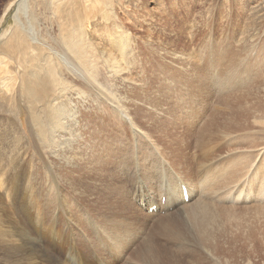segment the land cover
Segmentation results:
<instances>
[{
  "label": "bare ground",
  "instance_id": "obj_1",
  "mask_svg": "<svg viewBox=\"0 0 264 264\" xmlns=\"http://www.w3.org/2000/svg\"><path fill=\"white\" fill-rule=\"evenodd\" d=\"M100 1H37L49 6L59 25L55 46L41 42L43 38L35 37L37 31L33 32L31 26L22 21L27 16L28 0H12L5 8L7 13L17 5V21L12 33L7 31L0 39V99L5 100L14 116H23L22 105L10 108L14 99L20 96L32 115L30 121L34 128L29 121L31 133L36 134L41 142L66 145L74 153V163L71 160L60 162L57 174H38L31 166V160L27 165L29 154L26 153L22 171L13 164L14 172H5L0 178V264H72L70 259L73 264H192L198 260L196 257L211 264H240L242 255L246 259L257 257L261 251L256 237L258 231L255 228L250 230L252 226L248 224L251 227L247 228L242 221L234 225L239 219L226 210L231 208L227 203L238 200L244 188L247 202L258 198L264 202V143L257 139L262 143L257 150L252 145L237 146L234 154L229 153L235 142L245 139V136L234 137L253 135L257 128L264 133V95L221 96L220 105L195 131L190 126L189 129L181 126V120L184 111L188 115L189 106L197 103V97L178 103L183 96L208 89V84L202 83L204 76L195 69L194 82L181 84L184 85L183 93H178L176 101L165 102L156 95L153 97V89L135 87L122 103L97 81L92 71L90 53L98 46L106 55L109 68L120 74L127 70L123 59L131 51L128 36L119 28L102 39H108L109 46L105 47L99 41L86 43L84 21L90 15L87 10H94ZM263 9L261 6L258 12ZM81 10L85 13L82 14ZM100 34H96L98 39ZM54 55L59 64L52 58ZM169 58L176 61L180 55H170ZM188 61L189 56L183 57L182 62ZM180 65L186 72V65ZM66 75L71 79L65 78ZM75 79L90 86L87 92L91 103L98 99L108 103L107 111L102 112L107 116L97 113L98 107L105 104L99 100L98 106H92L94 103L83 107L70 106H73L70 103L72 98L87 93ZM222 82L217 81L219 90L228 86ZM143 93L148 95L146 101ZM204 96L211 98L210 94ZM140 102H144L147 108L136 104ZM161 115L164 118L161 119ZM154 120L157 124L149 125V121ZM169 121L172 126L167 124ZM109 123L112 126L105 129ZM74 132L85 136L88 144L77 142ZM127 133L137 151L129 155L131 162L128 165L123 159L116 161L119 166L112 165L116 170L109 168V163L115 160L111 151L123 150V144L128 140L119 134ZM159 133L167 137L171 135L173 141L161 139L158 142L154 137L158 138ZM69 134L67 141L70 140L69 145L74 144L75 148L60 140ZM187 135L193 140L187 141ZM120 141L121 147H117ZM146 146L154 149L155 159L146 161ZM169 146L172 150L168 149ZM140 153L143 160H139ZM257 158L263 162L258 164ZM105 174L116 176L118 182L120 174L126 175V179L120 185L113 182L107 192L101 186L100 191L93 188L94 175L106 178ZM60 177L65 182L59 180ZM131 178H134L137 190L133 185L129 187ZM67 185L76 186L70 190ZM96 190L107 196L102 199ZM140 217L146 221L157 220V223L152 226L140 223ZM184 237L192 241L190 246L186 247ZM92 238L97 241L94 253L99 256L92 261L87 257V261L80 249L92 246ZM173 243H178V246L175 244L177 248Z\"/></svg>",
  "mask_w": 264,
  "mask_h": 264
},
{
  "label": "rangeland",
  "instance_id": "obj_2",
  "mask_svg": "<svg viewBox=\"0 0 264 264\" xmlns=\"http://www.w3.org/2000/svg\"><path fill=\"white\" fill-rule=\"evenodd\" d=\"M11 1L12 0H0V21L2 22L0 26V39L4 37L5 32L9 31L12 33L11 29L16 25L17 20L15 15L17 5L12 6L7 13L5 11V8ZM37 1L40 2L41 0H28L29 9L27 10V16H24L22 21L31 26L33 32L37 31L34 33L36 38H43L45 40L41 39V42H45L47 46H49V44L50 46H55L57 44H55L57 41L56 38H58V32L60 30L58 28L59 25L55 22V18L49 6L45 3L40 4ZM100 3L94 6L95 8L93 7L94 10H87L90 15L89 18L84 21L85 28H87L86 43H90V41L91 43L99 41L101 45L105 47L109 46L108 43L110 41H108V39H102L109 32L115 30V28H119L122 30V33L125 32L126 36H128L131 42V51L129 54L127 53L128 55L125 54L123 59V62L127 65L126 74H120L115 73L109 68V64L105 60L106 55L102 54L98 46V49L95 48V52L93 50L90 53L92 54V71L97 81L100 84L103 83L102 86L112 92L122 103H125L126 98L129 97L127 95H129L135 87L151 88L155 91V93L152 94L153 97L156 95L157 98H162L165 102L176 101L179 98L178 93H183L182 87L184 85L182 86L181 84L194 82L196 78L194 75L195 69L204 76L202 83H207L208 89L206 92H202L201 90L199 93H196L198 96L196 94H188L189 96H183L178 101L179 103L197 97V103L189 106L188 115H186L183 110L184 116H182L183 119L181 120V126L183 125L185 128L190 126L189 128L192 127L195 131L201 128L204 121L210 116V113L214 111L213 109L220 105L218 101L221 100L222 97L245 93L257 97L264 95V9L258 12L261 6L264 7V0H105V3L101 0ZM80 12L82 14L85 13L82 10ZM254 22L255 24H253ZM250 31L252 33H250ZM97 33H101L100 39H98ZM176 54L180 55V58L176 59V61L169 58L170 55ZM181 55H183V57L189 56V61L182 62L183 57H181ZM56 57V55L52 57L55 63L58 62V58ZM180 63H184V65L187 66H185L187 69L186 72L180 68L183 67ZM67 77L69 80L71 79L68 75L65 76V78ZM75 80H77L79 87L84 89L85 92L90 89V86L83 80ZM218 80L223 81L222 83H227V88L219 90L220 88L217 87ZM234 82L236 83L234 84ZM204 93L210 94L211 98L208 99L204 96ZM70 94L71 93H69V95ZM88 94L89 92L85 94L81 93V96H79L80 98L75 96L74 99L72 98L73 101L70 102L73 106H70L75 107L78 105L83 107L85 105L90 106L93 103L92 106H98L100 103L97 102L98 100L104 102L98 99L91 103ZM143 95H145L144 98L146 101L148 95L146 93H143ZM21 100V97L18 96L17 99H14L10 108L17 104L22 105V109L24 110L23 116L20 114L14 116L5 100L0 99V178L5 172L11 174L14 172L15 168L13 170V164L18 165L19 171H22V166L25 164L23 157H25L26 153L29 154L27 165L31 160V166L38 174L46 173L48 175L59 173L60 170L57 169V166H59L60 162L65 160H71L73 162L72 154L74 153L71 152L66 145H57L58 142L53 143V145H50L49 142H41L36 134L31 133L29 121L32 115L29 114L26 104ZM144 102L136 104L147 108ZM103 105L104 106L98 107L97 109V113L101 116L106 115V113L102 112L107 111L108 103ZM206 113L207 115H205ZM254 115L255 114L252 113V116ZM160 118L162 119L164 116L161 115ZM111 122L113 123L112 120ZM30 123L33 126L31 121ZM169 123L170 121L167 124L169 125ZM153 124H157L155 120L149 121V125ZM108 126L110 128L112 126L111 123L107 124L105 129H108ZM169 126H172V124ZM195 127L197 129H195ZM158 132L167 134V132H162L160 130ZM160 133L158 134L159 139L153 135L158 142H161V139L165 140V142L173 141L171 135L169 136L171 138H169ZM73 135L77 138V142L84 143L85 145L88 144V139L85 136L78 135L77 132H74ZM119 135L128 140L123 144V150L111 151L115 160L109 163V168L112 167V165L119 166L120 164H116V161L123 159V163L128 165L131 162L128 160L129 157L134 153L133 151H137L128 133L127 135ZM242 136H245V139L235 142L233 146L234 149H231L230 152L229 149H227L226 152L232 155L237 150L235 149L237 146L242 148L251 145L254 147V150H257V147H260V145L264 143V133L261 134L258 128L254 129L253 135H239L234 138L240 139ZM67 139H70V134L65 137H60V140H64L65 143L69 145L70 140L67 141ZM257 139H260L259 141L262 143L257 141ZM186 140L191 141L193 137L187 135ZM144 141H140L141 144H144ZM121 142L122 141L117 144V147H121ZM170 144L171 143H169V145ZM69 146L70 148L76 147L74 144ZM170 147L171 146H169L168 149H170ZM145 148V151L148 152L146 154V161L153 160L157 157L154 149L148 146ZM162 149L164 150L165 148ZM170 150H172V148ZM151 151L153 152L150 153ZM139 156L141 158L139 160H143V154L140 153ZM132 159H134V156H132ZM256 160L258 164L263 162L262 160L258 161V158ZM112 168L116 170V167ZM73 170H76V168H73ZM193 170L194 167L192 168V171ZM108 171L112 173L116 172L110 169ZM105 175L106 178H104L105 176L99 177L94 175L93 188L96 187L100 191L101 187H104L103 191L107 192V188L112 187L113 182H117L120 185L123 184L126 179V175L120 174V181L118 182L116 176ZM131 179L129 180V187L133 185L137 190L138 188L133 181L134 178L132 181ZM59 180L65 182L64 178L60 177ZM104 183H106V185H104ZM75 186L76 185H67L66 188L73 190ZM0 191L2 192L1 188ZM245 192V188L242 189V196H240L238 200L235 202L232 201V204L227 203V206L231 208L226 211L229 213L231 212L230 215L235 219H239V221L236 219L238 223H233L234 225L240 224V221H242L247 228L252 226L250 230L255 228L256 231H258L256 237L258 239V245L261 246V251L257 254L258 258L255 256L254 258L248 257L246 259L242 255L239 257V263L264 264V202L259 198L247 202L245 199ZM95 193H98V191L96 190ZM98 194L101 195L102 199L107 196L103 193ZM98 203L100 205L102 204V202ZM135 203V205L138 204L137 201ZM217 204L220 207L219 202H217ZM138 206L139 204L137 207ZM188 212L192 213V211ZM232 212L234 213L232 214ZM235 219L232 222H235ZM139 222L149 223L151 224L150 226H152L157 223V220L150 219L146 221L145 218L140 217ZM82 228L85 229V226ZM184 238L187 240L186 247L190 246V242L192 243V241H195L190 237L192 241L186 237ZM90 241L93 244L92 246H82L80 249L81 254L86 256L84 259L86 258L87 261L88 258L92 261V259H96L97 256H99L94 253L97 241L93 238ZM173 244V247L177 248L176 245L178 246V243ZM134 248L131 249L129 257L132 255L131 253L134 251ZM104 254L108 256L105 252ZM187 254L189 253L187 252ZM186 256L187 255H185V257ZM196 259H198L195 261L196 263L192 264H211L208 260H201L200 257H196ZM69 262L73 264L72 259H70ZM118 264H122V262Z\"/></svg>",
  "mask_w": 264,
  "mask_h": 264
}]
</instances>
